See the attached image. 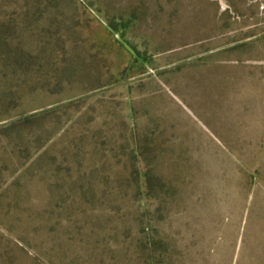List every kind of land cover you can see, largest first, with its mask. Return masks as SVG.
Returning a JSON list of instances; mask_svg holds the SVG:
<instances>
[{
    "label": "rangeland",
    "instance_id": "rangeland-1",
    "mask_svg": "<svg viewBox=\"0 0 264 264\" xmlns=\"http://www.w3.org/2000/svg\"><path fill=\"white\" fill-rule=\"evenodd\" d=\"M165 2L0 0V43L12 56L26 53L25 60H18L21 72L5 77L11 84L22 77L26 87L21 96L8 93L7 99L15 101L0 111V123L69 107L59 119L50 115L39 120L47 129L44 134L39 125L23 129L20 141L14 132L0 134V264L148 263L149 246L138 255L129 217L108 208L116 191L108 183L112 173L100 169L102 160L87 154L79 167L65 156V143L74 136L65 132L77 125L80 153L91 152V142L100 145L111 136L121 146V130L141 138V157L125 172L140 166L150 194L162 196L168 187L149 176L158 171L156 157L166 181L182 179L171 182L174 197L156 214L153 250L160 264H255L257 241H264L257 224L264 212V178L254 174L264 177V160L255 158L251 146L245 154L240 149L237 158L236 145L250 140L239 131H264V123H245L247 115L239 112L252 108L264 120V0H231L237 11H225L229 0ZM174 3L178 6L172 16L159 11L161 4ZM209 33L216 37L211 44ZM176 36L194 41L161 49ZM233 46L238 47L230 51ZM208 52H217L203 64L208 67L182 71L189 74L174 70ZM211 64L220 70L217 64L229 70L230 64L240 67L245 77L258 82L257 99L248 84L241 90L249 93L231 98L228 117L238 110V120L229 125L235 128L228 132L233 143L223 144L217 133H210L220 125L223 130L213 120L223 123L224 116L223 77L210 73ZM191 91L195 98L190 100L199 101L196 107L183 100ZM105 111L116 115L112 124L107 125L111 118L105 119ZM26 140L34 142L25 145ZM114 154L123 157L118 151L106 156ZM39 169L51 170L48 188L37 176ZM180 171L186 174L177 175ZM87 187L95 195L90 204L80 200L89 195Z\"/></svg>",
    "mask_w": 264,
    "mask_h": 264
},
{
    "label": "trees",
    "instance_id": "trees-1",
    "mask_svg": "<svg viewBox=\"0 0 264 264\" xmlns=\"http://www.w3.org/2000/svg\"><path fill=\"white\" fill-rule=\"evenodd\" d=\"M167 1H169V0H166V2ZM177 6H178L177 3L164 4V5L161 4L159 6V11L164 15L172 16L177 11ZM232 8L235 11H237V9L234 8V6L232 5L231 0H229L227 10H225V11H228V10L230 11ZM222 14H220V15H222ZM154 18L159 19L157 12L154 14ZM168 26H172V23L168 24ZM208 37L210 39L209 44H211L213 41L216 40V37L213 36L211 33L208 34ZM263 40H264V38H263ZM193 41H194V39H190L188 37L176 36V39L171 42L172 44L163 42L161 49H163V48H167V49L174 48L177 45H179L180 43L182 45H187L189 43H192ZM249 41H251V40L245 41L244 43H247ZM237 47L238 46L231 47L230 51L236 50ZM161 49H159V51H161ZM214 53H217V52L205 53V55L200 56V58H198L196 62L189 60L184 64H181V65L174 67V70H178L179 74H182V73L189 74V72H182V71L199 68L205 62H207L209 57ZM0 56H1V58H0V61H1L0 62V111H1V110H5L7 107H9L15 101V99H13V98L7 99L8 93H12L15 96H18V95L21 96V94H22L21 91L23 89H25V87H26L25 81L22 77L18 78L19 83H16V84L7 83L5 81L6 76L12 77V76L17 75L18 72H21L20 70L22 69V67L18 63V60H25L26 59V53L24 52V55H22V56L20 54H17L18 57L12 56L10 49L8 47H6L4 44L0 43ZM237 58H239V57H236V60H237ZM213 62H216V61H213ZM8 65H9V67H8ZM217 65H219L221 67V70L218 68H215L216 64H211L210 73L211 72L215 73L217 79H220V77L221 78L223 77V112H224V116H223V123H222V121H219L216 118H214L213 121L215 123H218V124H223V130L219 129V127L222 126V125H220V126H217L218 129L214 133H212L210 130L209 131L214 136H215V133H217L219 135V137H221V139H223V144H225V141H230L233 143L234 139H233V137H232V139H229V137H231V134H229L228 132L229 131H235V128H233V127L230 128L229 125L232 123H236V121L238 120V116H237L238 110H236V109L234 110L235 113L233 114L232 119H230L228 117V114L230 113V103L232 100L231 98H233V97L236 98L238 96L244 95L242 93H247V92L249 93V91H242L241 90V88L244 84H248L251 87V89H250V92H252L251 94L255 97V99H257L256 94H258V90H257L258 82H257V80H252L250 77H245V72L240 67H234L232 64H230L229 66H232L233 69L229 70L220 64H217ZM203 66L206 68V67H208V64H205ZM248 68H251V67H248ZM14 71H16V72H14ZM250 74H251V71H247V75H250ZM187 85L190 86L189 82H187ZM104 87L105 86L99 87L98 90H101ZM189 94L190 95L187 98V100L186 99H183V100H185L188 104L195 105V107H196L198 105V102H199L198 99L196 98L195 101L190 100V98L194 97V96H193L192 91ZM258 101L260 102V100H258ZM68 108H69L68 106L63 107L62 109H60V108H49L47 110L40 111V112L35 113V114H29V115L22 114V116H19L16 118L17 120H15L11 123L2 125L0 127V134H5L8 132H14V133H16L17 140L20 141V140H23V138H24V134L20 135V132L23 129L28 128L32 125H39L42 128V134H44L47 129L43 125L44 123H41V121H39V120L43 119L44 117L50 116V115L55 116V117H57V119H59V117H58V116H60L59 114L62 111L67 110ZM131 110L132 109L129 106L128 110L125 114L128 115L131 112ZM239 112L241 114V117L247 115V119L244 121L245 123H250V124H254L256 122L264 123V120H260L258 115L255 113V111L252 108L247 109L246 107H244L243 109L239 110ZM248 112H250V113H248ZM104 115H105V119H107L109 117L111 118V121H109L107 123V125L112 124L113 120L116 117V115L109 114L107 111L104 112ZM126 115H125V121L127 120ZM122 121H123V117L121 119V122ZM7 122H9V121H7ZM242 122H243V120H242ZM92 123H93V121H89L88 126H91ZM77 127H78V125L75 126L73 129L70 126L69 129L65 132L67 134L70 132L74 134V136L72 138L69 137V139L65 143V145H66L65 156L68 155L70 158L69 162H72V161L76 162L79 167L82 166L83 163L85 162V156L87 154L90 157L93 156V158H100L102 160V163L100 165V167H101L100 169L103 171H109L110 173H112L113 179L110 180L108 183L110 184L112 190L116 191L115 192L116 194H113V196L109 197V204H110V205L108 204L109 210L122 211V215H120L121 217L125 218L126 215L129 217L128 221L131 223V225L133 227H135V233H133V236H134L133 238L136 242V248H137L138 255L140 256L142 254L141 249L143 246H145V244H147L149 246V249H150L149 251H147V254L145 255V257L148 260L147 264H156V262H158V261L160 264V260L158 259V257L155 256V253L153 250V246H155V244H156L153 241V234L155 233V230H157L156 229V222L158 219L156 217V214L161 213L164 210V207L162 204L169 202L168 198L174 197L173 192L171 191V190H174V187L171 184V182L173 183L174 180H182V179L179 177L174 179V177L172 176V179H169L170 181H166L164 176L160 173L161 162L156 157L155 160H156V164L158 167V171L157 172L150 171L149 176L151 177V179H156L158 181L164 182L168 187L164 188L162 196H159L158 193L150 194L151 188H150L149 181L147 180V175L145 173L144 174L140 173V171H141L140 166L136 170L130 169L129 171L125 172V169H126L128 164L132 165L133 162H135L136 158L140 159V157H141V154L143 152V151H141V149L143 148L141 138H139L134 132L132 133V132H126V131L121 130V135H119V139L122 140L121 146L119 144H114L113 136H111L109 141L107 140L106 142L100 143L101 146L95 142L94 143L91 142V145H92L91 152L86 151L84 153H80L77 147L81 143L82 140H81V138H78L75 135ZM126 128L128 130V127H126ZM258 130H259L258 127H256V128L251 127L246 132L239 131L240 134H242V135H248L250 140H247V139L242 140L243 144H241L240 142L237 143V145H236V151L238 154L237 158H239V152L238 151L240 149H242L243 153L245 154L246 148L248 146H251L255 150V158L264 160V131L260 132ZM221 133H226L225 138H223V135H221ZM109 135L110 134L106 135V139H108ZM95 136L96 137L99 136L98 133L95 132ZM227 137H228V139H227ZM7 140L10 142H13L12 140H9V139H7ZM199 140L203 141V138H200ZM219 141L222 142L221 140H219ZM23 142L25 145H29V144L33 143L34 141L26 140ZM205 143L208 145L207 142H205ZM114 151L115 152L118 151V153L122 152L123 157L117 158L116 154L111 155V156H106L107 153L113 154ZM3 152L5 154H8L6 149H4ZM227 152H228V155H230V148L229 147H228ZM60 154L63 155V153H60ZM178 154L183 156V152L181 150L178 152ZM20 159H21V157H18V161H20ZM2 161H4V160L0 155V162L2 163ZM90 162H91V159H90ZM93 165H95V164H93ZM94 169L95 168L91 169L89 174H91L94 171ZM39 170L40 171H39L37 176H38L40 181L41 180L45 181V183H46L45 186L48 188V183H47L46 179L49 178V173L51 170L50 169H39ZM4 171H6V169ZM180 172L181 173H176V174L177 175L186 174V173H182L183 171H180ZM89 174H88V176H89ZM254 175H256L260 178H264L263 176L259 175L258 173H255ZM8 178H10V177H8ZM89 181L92 182L93 180H91V178H90ZM108 183H105V184H108ZM26 185L27 186L30 185L29 182H26ZM26 185H25V189L27 187ZM84 192L88 193L89 195L88 196L81 195L80 200H82L84 202V198H86L87 200L85 201V203H87V204H90L93 200H95L93 188L87 187V189ZM24 193L26 196L29 194L28 190H26ZM22 195L25 199H27L24 196L23 192H22ZM164 195H166V197ZM253 209H254V207H253ZM256 210H257V207H256ZM255 218H256V215H255ZM257 224L259 225V227L262 230H264V212L261 214L260 221L257 222ZM261 240L262 239H259V241H257L258 247H257V251H255V253L257 254L255 264H264V241H261ZM244 245H245L246 249L247 248H248V250L250 249V246L248 247V241L245 240V238L243 239V246ZM253 256H254V254H253Z\"/></svg>",
    "mask_w": 264,
    "mask_h": 264
},
{
    "label": "water",
    "instance_id": "water-1",
    "mask_svg": "<svg viewBox=\"0 0 264 264\" xmlns=\"http://www.w3.org/2000/svg\"><path fill=\"white\" fill-rule=\"evenodd\" d=\"M15 120H17V119H14V120H12V121L5 122V123H0V127H1L2 125H5V124H8V123H11V122H13V121H15Z\"/></svg>",
    "mask_w": 264,
    "mask_h": 264
}]
</instances>
